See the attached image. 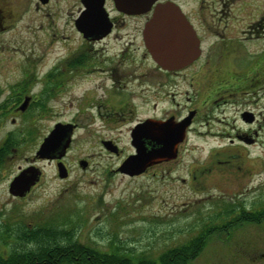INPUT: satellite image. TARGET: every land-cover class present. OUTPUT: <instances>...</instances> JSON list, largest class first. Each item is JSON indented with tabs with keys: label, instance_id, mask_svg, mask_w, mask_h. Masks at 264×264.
I'll return each instance as SVG.
<instances>
[{
	"label": "flooded vegetation",
	"instance_id": "1",
	"mask_svg": "<svg viewBox=\"0 0 264 264\" xmlns=\"http://www.w3.org/2000/svg\"><path fill=\"white\" fill-rule=\"evenodd\" d=\"M165 3L180 10L199 49L196 57L172 68L160 65L144 41L146 23ZM23 32L42 38L38 44L45 48L40 63H17L7 69L11 77L0 80V180L10 169V158L21 155L25 161L6 181L9 202L25 201L40 184L44 171L38 161L52 163L56 177L68 180L76 134L92 133L94 127L107 134L97 143L107 150L109 142L116 154L124 150L121 139L108 134L125 130L129 155L138 148L160 146L156 136L161 130L173 133L178 155L191 135H228L226 145L236 152L219 163L235 176L253 174L252 166L244 168L235 160L241 149L258 143L264 134V0H154L144 11L124 8L120 0H0V48L5 50L6 40ZM55 44L52 61L43 62ZM51 113L60 118L55 125L71 124V143L62 158L54 159L37 155L39 145L30 161L24 156L28 120ZM8 123L14 125L12 130ZM177 158L149 166L139 175ZM77 161L88 169L89 159ZM59 163L67 177L60 176ZM31 166L41 171L39 179L26 192L14 193L13 181ZM258 172L264 173V160ZM235 203L219 229L230 230L232 221L254 212L247 202ZM10 223L0 221V231L12 230L7 239L0 236V259H9L15 248L28 244L19 236L26 238L29 229L37 231L39 226ZM52 260L60 263L62 257Z\"/></svg>",
	"mask_w": 264,
	"mask_h": 264
},
{
	"label": "rangeland",
	"instance_id": "2",
	"mask_svg": "<svg viewBox=\"0 0 264 264\" xmlns=\"http://www.w3.org/2000/svg\"><path fill=\"white\" fill-rule=\"evenodd\" d=\"M9 38L7 48H0V80L10 78L7 69L17 63H40L45 48L38 44L42 38L30 32ZM55 46L58 45L50 47L43 62L52 61ZM59 120L52 113L28 120L30 131L24 156L30 161L43 137ZM6 127L12 130L14 125L8 123ZM94 128L92 133L81 130L76 134L68 156L72 165L68 180L56 177L52 163L36 162L43 167L44 175L25 201L11 203L7 199L6 181L19 164H25L21 155L13 161L10 158V169L0 180V221L12 225H65L75 231L77 239L98 250L110 251L118 244L124 252L132 250L155 258L201 233L204 227L224 222L215 213L235 202H247L254 211L264 207V173L258 172L264 160V134L258 143L241 149V157L235 160L244 168L252 166L253 174L246 177L235 176L219 163L236 152L226 145L230 136L223 134L216 138L191 135L176 160L146 174L128 176L118 167L131 153L129 134L125 130L121 135L108 134L121 139L124 150L116 154L97 143L107 134ZM80 157L89 159L88 169L79 165ZM190 264H264V220L239 222L230 230L214 232Z\"/></svg>",
	"mask_w": 264,
	"mask_h": 264
},
{
	"label": "water",
	"instance_id": "3",
	"mask_svg": "<svg viewBox=\"0 0 264 264\" xmlns=\"http://www.w3.org/2000/svg\"><path fill=\"white\" fill-rule=\"evenodd\" d=\"M154 0H120L124 8L138 7L142 11L148 9ZM144 41L154 59L165 68H172L185 61L191 60L199 53L198 42L194 37L190 24L182 16L180 10L172 3L159 6L158 11L148 20L144 29ZM189 49V51H187ZM171 131L158 132L156 139L160 146L147 150L138 148L137 151L121 163L118 171L128 176H136L146 171L149 166L163 160L177 158V142L171 138ZM136 138V133H134ZM72 140L71 124L57 123L44 138L37 151L42 158H62ZM181 141V140H179ZM136 143V141H135ZM107 150L118 153L117 148L106 142ZM86 166V161H81ZM61 177H67L66 167L59 163ZM41 171L31 166L18 175L11 185L14 193H23L30 189L39 179Z\"/></svg>",
	"mask_w": 264,
	"mask_h": 264
},
{
	"label": "trees",
	"instance_id": "4",
	"mask_svg": "<svg viewBox=\"0 0 264 264\" xmlns=\"http://www.w3.org/2000/svg\"><path fill=\"white\" fill-rule=\"evenodd\" d=\"M245 207V205L243 206ZM231 205L221 212L215 213L217 219L229 217L233 211ZM263 208V207H262ZM250 212L241 220L235 219L231 225H238L239 222H262L264 220V209ZM218 211V210H217ZM215 220V219H214ZM60 225L38 226V230L29 229V236L21 240H28V244H21L9 259H0V264H190L197 258L205 248L208 238L219 229L212 224V227H204L203 231L188 241L177 246L167 248L158 257H151L147 254H136L130 248L127 252L122 251L123 246L113 245L110 251H101L89 246L74 236L72 229L59 227ZM75 230V229H74ZM12 230L0 231V236L7 239L12 235ZM34 241V242H33ZM52 256L62 257L60 263L53 261ZM78 256V259L75 258Z\"/></svg>",
	"mask_w": 264,
	"mask_h": 264
}]
</instances>
